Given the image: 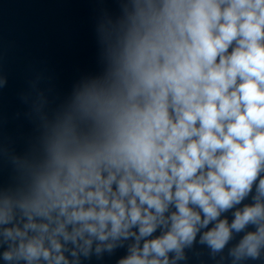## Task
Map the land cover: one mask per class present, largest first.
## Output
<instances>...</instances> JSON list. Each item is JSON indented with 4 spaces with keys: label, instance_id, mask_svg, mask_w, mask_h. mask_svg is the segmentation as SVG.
Returning <instances> with one entry per match:
<instances>
[{
    "label": "clouds",
    "instance_id": "obj_1",
    "mask_svg": "<svg viewBox=\"0 0 264 264\" xmlns=\"http://www.w3.org/2000/svg\"><path fill=\"white\" fill-rule=\"evenodd\" d=\"M109 50L27 190L0 196L3 258L80 264L127 242L117 264H176L198 234L219 252L243 233L233 264L259 259L264 0H132Z\"/></svg>",
    "mask_w": 264,
    "mask_h": 264
},
{
    "label": "water",
    "instance_id": "obj_2",
    "mask_svg": "<svg viewBox=\"0 0 264 264\" xmlns=\"http://www.w3.org/2000/svg\"><path fill=\"white\" fill-rule=\"evenodd\" d=\"M131 11L132 0H0V196L27 190L46 158L52 124L70 111L79 90L107 77L109 45ZM246 203L251 197L238 207ZM233 211L221 218L231 222ZM242 235L213 252L198 234L176 264H233L229 250ZM6 250L0 237V264H17L3 258ZM126 254L127 242L81 256L80 264H117ZM235 264H264V250Z\"/></svg>",
    "mask_w": 264,
    "mask_h": 264
}]
</instances>
